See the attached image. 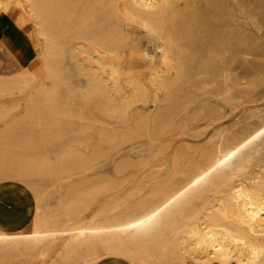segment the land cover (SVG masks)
Returning a JSON list of instances; mask_svg holds the SVG:
<instances>
[{"label":"rangeland","instance_id":"obj_1","mask_svg":"<svg viewBox=\"0 0 264 264\" xmlns=\"http://www.w3.org/2000/svg\"><path fill=\"white\" fill-rule=\"evenodd\" d=\"M22 1L0 0V190L32 200V222L19 234L0 228V264H84L89 251L98 252L86 258L91 263L106 253L104 235L74 238L73 229L117 221L171 176L182 178L202 153L209 173L226 134L264 122V0H226L224 27L219 0H175L157 21L174 42V63L184 67L173 85L162 41L125 18L123 0H52L51 18L64 30L54 79ZM87 32L105 37L112 51L79 37ZM221 63L233 86L215 94L209 80ZM91 77L106 86L109 114L86 96ZM122 98L133 99L119 107ZM174 103L177 112L158 126ZM255 170L264 175V152ZM210 196L218 205V193ZM212 256L205 249L201 261L219 264Z\"/></svg>","mask_w":264,"mask_h":264},{"label":"bare ground","instance_id":"obj_2","mask_svg":"<svg viewBox=\"0 0 264 264\" xmlns=\"http://www.w3.org/2000/svg\"><path fill=\"white\" fill-rule=\"evenodd\" d=\"M232 1L239 3L238 0ZM174 2L175 0L120 1L123 8L121 12L126 19L138 23L162 41V61L166 65L164 73L172 69L176 72L170 85L178 84L184 79V67L174 63L169 49V45L174 42L157 21L164 20L166 9L171 8ZM22 3L34 16L37 32L44 38L39 51L46 60L48 75L58 79L56 60L62 51L61 32L64 30L55 25L51 18L54 3L52 0H23ZM219 10L224 27L226 0H219ZM79 37L87 40L97 50L112 51L106 38L94 32L83 33ZM228 74L225 64L221 63L215 75L217 77H213L216 79L209 80L215 86V94L226 93L232 88ZM5 85L0 82V86ZM160 87H163L162 83ZM40 94L43 95V92ZM86 96L102 112L109 114L110 101L106 86L101 80L91 77ZM132 99L122 98L119 107L127 106ZM40 101V98L32 99L27 106L28 110H33L35 107L32 104ZM46 101L54 104L57 102L55 97ZM175 105L176 103L170 108L169 117L161 119L158 126L161 127L163 122L177 112ZM196 116V119H191L197 120L200 112ZM157 125L155 126L158 127ZM146 129L145 122L139 123L140 131L148 133ZM157 130L152 132L156 133ZM218 148L222 158L214 162L209 173L205 169L206 153H202L197 159L190 161L191 165L182 178L171 176L152 195L150 193V197H143L145 199L135 203L117 221L107 226L89 225L73 229L74 238H87L91 233L104 235L101 237L106 251L104 256L89 263V258H86L98 253L89 251L82 263L204 264L201 255L207 249L213 254L212 260H217L219 264H264V175L256 176L258 171L255 170L261 166V153L264 152V122L257 126H245L237 134L229 132L220 141ZM3 157L2 161L5 159ZM212 193H218V205L214 204L215 199L210 196ZM210 207L217 209L210 210ZM206 210H209L208 213ZM21 234L24 239L33 240L37 237L36 234ZM189 239L194 242V247H190Z\"/></svg>","mask_w":264,"mask_h":264},{"label":"crops","instance_id":"obj_3","mask_svg":"<svg viewBox=\"0 0 264 264\" xmlns=\"http://www.w3.org/2000/svg\"><path fill=\"white\" fill-rule=\"evenodd\" d=\"M31 203V204H30ZM30 206L33 207L31 200ZM25 200H16L8 189L0 190V228L7 232L26 230L32 222V211Z\"/></svg>","mask_w":264,"mask_h":264}]
</instances>
